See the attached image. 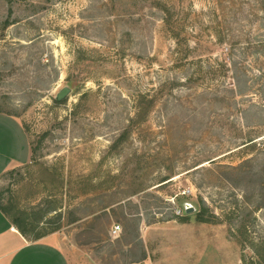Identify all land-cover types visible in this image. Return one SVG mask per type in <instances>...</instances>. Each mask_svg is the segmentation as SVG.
Wrapping results in <instances>:
<instances>
[{
	"label": "rangeland",
	"instance_id": "rangeland-1",
	"mask_svg": "<svg viewBox=\"0 0 264 264\" xmlns=\"http://www.w3.org/2000/svg\"><path fill=\"white\" fill-rule=\"evenodd\" d=\"M0 111L32 144L0 179L31 237L91 264H264V0H0Z\"/></svg>",
	"mask_w": 264,
	"mask_h": 264
},
{
	"label": "crops",
	"instance_id": "crops-1",
	"mask_svg": "<svg viewBox=\"0 0 264 264\" xmlns=\"http://www.w3.org/2000/svg\"><path fill=\"white\" fill-rule=\"evenodd\" d=\"M32 144L22 120L0 111V179L32 158ZM61 240L57 232L26 237L0 209V264H91Z\"/></svg>",
	"mask_w": 264,
	"mask_h": 264
},
{
	"label": "trees",
	"instance_id": "trees-1",
	"mask_svg": "<svg viewBox=\"0 0 264 264\" xmlns=\"http://www.w3.org/2000/svg\"><path fill=\"white\" fill-rule=\"evenodd\" d=\"M0 209L2 211H4V213H6L10 217L9 212L2 205H0ZM183 213H184L183 216H186L187 218H190V216H192L194 214V212H188L186 207L183 208ZM178 216H180V215H178ZM195 216H196L197 220L200 221V222H206V221H208L207 219H205L203 212H199ZM12 222L18 227V229L20 230V232L22 234H24L28 238L38 239V238H40V237H42V236H44V235L47 234V232L37 233L35 236H33L34 237L33 238L29 234V232L31 230L29 229L27 223L25 221H23V219L21 217H14V219L12 220Z\"/></svg>",
	"mask_w": 264,
	"mask_h": 264
},
{
	"label": "water",
	"instance_id": "water-1",
	"mask_svg": "<svg viewBox=\"0 0 264 264\" xmlns=\"http://www.w3.org/2000/svg\"><path fill=\"white\" fill-rule=\"evenodd\" d=\"M71 93V88L68 86L63 87L57 94L56 99L58 101L64 100L69 94ZM194 209L192 207H189L187 209L188 212H192Z\"/></svg>",
	"mask_w": 264,
	"mask_h": 264
},
{
	"label": "built area",
	"instance_id": "built-area-1",
	"mask_svg": "<svg viewBox=\"0 0 264 264\" xmlns=\"http://www.w3.org/2000/svg\"><path fill=\"white\" fill-rule=\"evenodd\" d=\"M120 232H121V225L120 224L114 225L113 228H112V234H113V236L119 235ZM146 264H149V263H146Z\"/></svg>",
	"mask_w": 264,
	"mask_h": 264
}]
</instances>
